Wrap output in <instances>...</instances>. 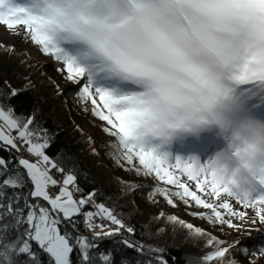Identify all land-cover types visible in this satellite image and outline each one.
Listing matches in <instances>:
<instances>
[{"label": "snow or ice", "instance_id": "1", "mask_svg": "<svg viewBox=\"0 0 264 264\" xmlns=\"http://www.w3.org/2000/svg\"><path fill=\"white\" fill-rule=\"evenodd\" d=\"M0 25H23L42 54L62 63L80 100L110 126L103 130L119 159L132 165L137 158L143 168L126 170L176 187L159 190L168 205L173 196L185 205L190 198L209 210L191 215L230 234L264 229V180L234 188L221 151L247 126L264 156V125L246 119L243 107L264 101V0H0ZM3 88L9 100L20 94L9 83ZM35 116L0 103V152L15 153L0 155V264H43L41 254L48 264H170L164 248L133 239L135 229L96 190L84 192L74 166L49 154L52 136ZM173 143L190 154L174 155ZM167 220L206 237L203 264H241L233 250L252 264L257 249L245 240L228 243L176 216ZM112 238L128 250L119 258L115 249L100 250ZM258 243L264 255V237Z\"/></svg>", "mask_w": 264, "mask_h": 264}, {"label": "trees", "instance_id": "2", "mask_svg": "<svg viewBox=\"0 0 264 264\" xmlns=\"http://www.w3.org/2000/svg\"><path fill=\"white\" fill-rule=\"evenodd\" d=\"M25 37L31 41L26 31ZM15 49L0 43V102L12 105L17 114L23 116L36 114V124L47 129L53 139L49 154L62 160L65 167L74 166L78 183L84 192L96 190L97 199L111 207L135 229L136 235L132 237L133 239L164 248L170 264H203L199 260L202 256L200 247L206 237L195 235L179 225L178 221H168V216H174L172 213L174 207L168 205L167 208H161L158 204L160 199L166 200L159 194V190L167 189V186L165 187L158 178L157 180L154 173L144 175L154 177L156 180L152 183L125 181L114 175L101 156L97 152L93 154L91 133L78 126L71 117L66 100L68 98L72 102L73 109L79 114L82 105L78 97L79 86L75 87V85L68 91L58 88L52 77L46 74L47 65L37 64L23 51L19 52ZM14 59H24L27 63H32L28 78L19 76L12 68L10 60ZM4 83H9L20 90V94L9 100L6 89L3 88ZM89 116L96 128L102 127L99 126L97 117L92 114ZM115 143L116 141L111 145L108 153L106 152V157L117 167L121 160L113 147ZM0 155L12 156L15 153L0 152ZM114 156L117 158L114 159ZM134 160L142 173L143 168L139 165L138 159L134 158ZM29 188L30 185L23 191L27 192ZM160 212L165 214L164 219H157ZM160 229L163 231H159ZM79 230L85 235H92L85 230L82 223ZM105 249H115L118 258L128 251L118 247L116 238L101 241L100 250ZM239 253V250H233L229 255L238 260ZM40 259L43 264H48L47 256L41 254ZM73 259L76 260L77 256H73Z\"/></svg>", "mask_w": 264, "mask_h": 264}, {"label": "rangeland", "instance_id": "3", "mask_svg": "<svg viewBox=\"0 0 264 264\" xmlns=\"http://www.w3.org/2000/svg\"><path fill=\"white\" fill-rule=\"evenodd\" d=\"M0 43L3 45L11 46L16 48L19 52H24L27 54L32 61L36 62L37 64L43 63L44 65H47V71L46 74L49 77H52L53 81H55L58 88H63L66 91L69 90V88H73L75 84L66 78L65 76V69L62 68V63L57 61L54 56L52 55H45L42 54V52L39 49L38 45H35L33 42L29 41L25 37V29L23 25L16 26L13 29H7L6 26L0 25ZM15 49V50H16ZM10 64L12 68L17 72V74L23 78H28L30 76V68H31V62L27 63L24 59H14L10 60ZM77 87V85L75 86ZM264 95V94H262ZM241 99H244V97H241ZM67 106H69V110L71 113V117L73 121L83 128L84 130H87L89 133H91V138L93 139V143L91 146V150L93 148L96 149V152L98 155L101 156L102 160L105 162V164L110 168V170L119 178H122L125 181H134V182H141V183H152L156 179L154 177H145L143 174L137 175L135 171H127L126 169L129 168H139L133 159V164L128 165L126 161L120 159L121 163L115 167L112 162L106 157V152L108 153L111 145L115 142V139L108 133H106L103 129L104 128H110L109 125H107L106 122L101 121L99 118H97V122L99 126L97 127L93 125L92 121H90L91 112L89 111L92 107L90 103L83 102L79 109V114L73 109L72 102L67 98ZM2 103V102H0ZM257 103H260L261 105L264 103V101L258 100ZM256 103H252L250 100H245L244 102V114L245 118L249 120H256L260 122V114L258 112H251L252 108L254 107ZM6 105V104H5ZM261 112H264V109H261ZM171 151L174 155H180V156H187L190 153L186 150H183L181 147H174L172 145ZM198 154V153H196ZM27 155V154H26ZM30 158V157H27ZM206 159V157H201V159ZM123 165V166H121ZM178 174V173H177ZM158 180V179H157ZM182 181L189 183L192 185V190L195 189V182L187 181L186 177H182ZM162 182V181H161ZM164 183V182H162ZM167 189L170 191H177L175 186L166 185ZM198 194H200L198 192ZM174 200V210L172 213L177 218H180L184 220L187 223H192L196 227H201L202 229H205L207 233H213L217 237H220L223 240H226L228 243H231L237 239L245 240L246 247L252 249H257L255 255H249L248 260L252 262V264H264V255H262L258 249H259V243L258 241L264 237V229H259V232L257 231L256 226L246 225V228L250 229L249 231H245L241 234L232 233L230 234V230L227 228L221 229L220 227L213 226L208 222L207 219H202L199 216H193L190 213H204L208 212L209 210L202 209L200 207H197L194 202H192L189 199V204L185 205V203L180 200L179 198L176 200L175 197H172ZM227 199L229 203H232L233 201L231 198H227L222 194V200ZM159 206L161 208H167L168 204L167 201L164 199H160ZM96 231H99L97 228ZM250 237H255L256 241L250 239ZM202 247H200V252L202 254L207 253L210 251L209 248L205 247V242ZM238 260L241 262V264H246L245 258L239 253Z\"/></svg>", "mask_w": 264, "mask_h": 264}, {"label": "clouds", "instance_id": "4", "mask_svg": "<svg viewBox=\"0 0 264 264\" xmlns=\"http://www.w3.org/2000/svg\"><path fill=\"white\" fill-rule=\"evenodd\" d=\"M255 125H264V122L251 120ZM258 130V129H257ZM234 138L225 142L226 151L222 167L227 181L237 190L247 191L264 180V156L253 145V129L247 126H238L233 134ZM233 146L228 149V145Z\"/></svg>", "mask_w": 264, "mask_h": 264}, {"label": "built area", "instance_id": "5", "mask_svg": "<svg viewBox=\"0 0 264 264\" xmlns=\"http://www.w3.org/2000/svg\"><path fill=\"white\" fill-rule=\"evenodd\" d=\"M21 155H25L26 156V153H24L23 151L21 152Z\"/></svg>", "mask_w": 264, "mask_h": 264}]
</instances>
